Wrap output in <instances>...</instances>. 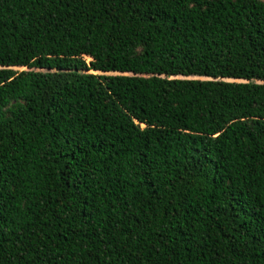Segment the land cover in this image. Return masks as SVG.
<instances>
[{"label": "trees", "instance_id": "trees-1", "mask_svg": "<svg viewBox=\"0 0 264 264\" xmlns=\"http://www.w3.org/2000/svg\"><path fill=\"white\" fill-rule=\"evenodd\" d=\"M0 264H264V0H0Z\"/></svg>", "mask_w": 264, "mask_h": 264}, {"label": "rangeland", "instance_id": "rangeland-1", "mask_svg": "<svg viewBox=\"0 0 264 264\" xmlns=\"http://www.w3.org/2000/svg\"><path fill=\"white\" fill-rule=\"evenodd\" d=\"M85 61H88L89 59L87 57H84ZM12 70H15V71H27L29 70L28 68L26 67H12L11 68ZM30 70H33V71H40L39 69H30ZM87 73L89 74H95V75H119V74H115V73H102V72H98V71H92V70H89ZM175 78H181L179 76L175 77ZM190 78V77H189ZM192 79H195L193 77H191ZM226 81V80H225Z\"/></svg>", "mask_w": 264, "mask_h": 264}, {"label": "water", "instance_id": "water-1", "mask_svg": "<svg viewBox=\"0 0 264 264\" xmlns=\"http://www.w3.org/2000/svg\"><path fill=\"white\" fill-rule=\"evenodd\" d=\"M88 61H91V59L88 57ZM234 82H244V81H240V80H237V81H234Z\"/></svg>", "mask_w": 264, "mask_h": 264}]
</instances>
